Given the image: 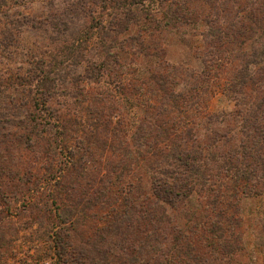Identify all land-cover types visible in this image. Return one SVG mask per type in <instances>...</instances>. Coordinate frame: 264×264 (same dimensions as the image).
<instances>
[{"label":"rangeland","instance_id":"1","mask_svg":"<svg viewBox=\"0 0 264 264\" xmlns=\"http://www.w3.org/2000/svg\"><path fill=\"white\" fill-rule=\"evenodd\" d=\"M72 1L75 0H9L5 7H0V75L5 78L8 74L15 78L18 73L25 76L26 70L33 67L32 63L39 61L46 62V69L54 71L51 73L54 76L61 71L64 83H57L50 94L49 104L69 119L81 117L85 120L87 131L97 121L94 118L97 113L101 116L98 122L108 119L117 121L120 118L122 123L114 145L123 151L127 147H136L140 141L136 139L140 125L144 123L146 127L148 120L157 118L160 121L180 122L181 142L189 148L200 145L210 165L213 164L209 158L217 151L215 141L228 139L223 134L234 135L233 140L225 146L228 149L239 142L240 131L244 130V118L257 111V106L264 99V0L180 2L184 11L177 13L180 20L174 27H160L145 45L111 49L112 52H119L120 65L110 60L112 76L103 74L99 77L94 74L91 65L96 58H104V48L97 36L99 29L95 28L92 20L102 13L101 0H97V5L89 2V6L81 8L72 6ZM114 1L116 5L118 0ZM170 7L169 2L161 0L160 10L168 12ZM80 36L79 50L69 49L74 39ZM119 73L124 74L126 81L121 92L123 94L117 89L118 82H109V78L113 81ZM154 73L165 74L167 85L175 86L177 91L183 89L188 96L187 101L174 108L171 97L165 95L160 90V84L153 79ZM90 74L96 76L90 79ZM12 80L18 82L20 79ZM17 87L18 90L9 87L0 97V112L5 111L3 107L12 96L14 101L17 100L21 86ZM111 93L116 95V100L112 99ZM7 106L13 109V105ZM100 132L94 138L95 144H92L89 172L72 195L73 201L79 203V209L85 207L87 213L91 214V222L85 229L96 233L106 222L116 218L108 213L109 204L102 203V198L95 196L100 179L115 180L122 174V178L132 180L134 191L129 197L130 204L135 200L133 205L144 203L147 209L155 200L154 177L170 163L169 149L163 144L152 152L142 142L143 154L135 155L137 161L124 156V162L133 164L134 168L129 173H123L119 166L116 172H112L107 164H115L118 159L106 144L102 129ZM189 133L190 136H187ZM69 134L73 135L74 132L69 130ZM13 148L9 145L8 153L15 157V163L16 160L21 161L22 167L48 165L56 159L47 144L22 154H17ZM62 157L64 160L60 159L61 163L55 160V167L66 168L70 165L69 154L64 153ZM122 197L114 195L113 198L120 212L126 203ZM204 198L203 194L194 191L173 207L164 204L173 218L171 226L187 228L196 224L200 228L206 213ZM72 199H67V202L70 203ZM238 204L247 221L245 240L248 250L246 253L239 252L235 258L239 263L263 264L261 218L264 220V195L243 198ZM23 208L21 206L12 218L8 230L11 242L9 255L0 264H66L57 254L49 227L51 219L45 217L46 209ZM132 217L134 243L148 246V222L134 213ZM200 238L194 231L190 242L194 247L199 246L203 254L209 248L205 247L203 240L200 242ZM155 256L153 253L145 259L153 261ZM216 256L212 253L208 255L212 261Z\"/></svg>","mask_w":264,"mask_h":264},{"label":"trees","instance_id":"2","mask_svg":"<svg viewBox=\"0 0 264 264\" xmlns=\"http://www.w3.org/2000/svg\"><path fill=\"white\" fill-rule=\"evenodd\" d=\"M99 1L75 0L71 5L81 8L89 6V2L97 5ZM165 1L171 5L168 12L159 9L161 0H118L116 5L114 0H101L102 13L93 18L92 22L99 29L100 34L97 36L104 48V58H96L91 65L94 74L98 77L111 75L110 70L113 68L110 60L120 65L119 52H112L111 49L145 45L160 27L175 26L180 20L177 13L179 10L184 11L180 2L185 0ZM8 2L0 0V7H5ZM81 39L82 36L74 39L69 49L78 51ZM32 64L33 67L26 70L25 76L20 73L16 78L9 74L7 78L0 75V97L9 87L18 90L17 86H21L17 100L14 101V96L11 99L9 97L10 101L3 107L5 111L0 112V261L9 255L11 242L8 230L12 218L21 206H28L30 209H46L45 217L51 219L49 227L57 254L66 264H244L235 258L239 252L246 253L248 250L245 240L247 221L238 203L246 197L264 195V99L257 106V111L244 118V130L240 131L242 135L237 144L231 145L229 149L225 147L234 136L228 133L223 134L228 139L215 141L217 151L209 158L213 164L210 165L200 145L189 148L181 142L179 133L182 125L178 121H160L158 118L148 120L146 127L144 123L138 127L136 139L140 141L136 147H127L124 151L121 147H115L114 141L117 140L122 120L118 118L117 121L108 119L98 122L101 116L96 112L98 115L94 118L97 121L87 131L85 120L81 117L69 119L49 104L50 94L57 83H64L61 71L54 76L51 74L54 71L46 69V62ZM119 74L113 81L109 78V82H118L117 89L121 93L126 81L124 74ZM96 75L90 74L88 78L92 79ZM153 77L160 84V90L171 97L174 108L184 100L187 101L188 96L183 89L177 91L175 86L167 85L165 74L154 73ZM12 79L20 80L17 82ZM111 97L117 99L113 93ZM8 104L13 105L12 110ZM100 129L106 144L118 159L115 164H107L112 172H116L119 166L123 173L131 171L134 166L125 163L124 156L137 161L135 155L143 154L142 142L152 152L163 144L169 149L170 163L169 167L160 169V174L154 177L155 200L147 209L144 203L133 205L135 200L130 204L129 197L134 191L132 180L122 178V174L115 180L100 179L95 196L101 197L102 203L109 204L108 213L116 218L106 222L100 232L96 233L85 229L91 222V214L87 213L85 207L80 210L79 203L73 201L72 195L89 172L88 160L92 155V144H95L94 138L101 133ZM69 130L74 134L70 135ZM250 130L252 132L249 133ZM41 144L51 147V154L59 163L63 159L62 155L68 153L70 165L66 168L55 167L54 160L48 165L22 167L21 161L16 160L15 163V157L8 153L9 145L15 147L14 152L22 154ZM194 191L205 197L206 213L200 228L196 224L188 225L187 228L172 227L173 218L168 213V207H173ZM114 195H121L126 200L121 212L114 203ZM67 199L72 201L68 203ZM132 213L148 222L150 235L147 242L151 248L134 243L131 235V220H134ZM261 222L264 233L263 218ZM194 231L202 237L200 242L203 240L205 247L209 248L207 252L201 254L199 246L194 247L190 242ZM153 253L158 257L155 256L153 261L145 259ZM207 253L217 255L214 261Z\"/></svg>","mask_w":264,"mask_h":264}]
</instances>
